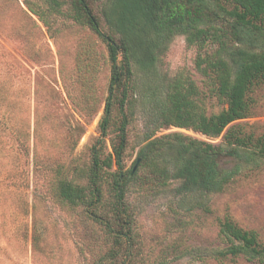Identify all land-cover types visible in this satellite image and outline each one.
Returning <instances> with one entry per match:
<instances>
[{"label":"trees","instance_id":"trees-1","mask_svg":"<svg viewBox=\"0 0 264 264\" xmlns=\"http://www.w3.org/2000/svg\"><path fill=\"white\" fill-rule=\"evenodd\" d=\"M38 1L40 5L23 0V7L16 6L21 22L15 31L29 59L42 60V28L54 38V26L62 18L87 28L104 44L109 66L98 135L76 164L64 162L66 143L44 136L35 106L33 113V142L40 146L33 149L32 166L42 177L46 201L68 214L64 227L82 256L85 248L87 264L141 262L132 196L149 199L176 185L179 210L202 208L209 214L211 198L225 194L236 181L263 175L264 0ZM176 37L195 49L194 73L159 70ZM91 47L83 50L82 39L76 54V78L85 90L76 105L82 114L97 106L92 80L83 77V69L94 67ZM137 112L141 130L131 140ZM3 117L1 130L8 129ZM47 124L53 130V122ZM171 128L203 139L165 133ZM82 134L77 129L68 151ZM18 144L23 148V142ZM130 151L134 157L127 165ZM37 198L31 205V248L34 255L48 257L46 227L36 217ZM215 225L221 246L206 250L205 257L218 264H264L260 232L240 226L228 207L215 216Z\"/></svg>","mask_w":264,"mask_h":264},{"label":"rangeland","instance_id":"rangeland-1","mask_svg":"<svg viewBox=\"0 0 264 264\" xmlns=\"http://www.w3.org/2000/svg\"><path fill=\"white\" fill-rule=\"evenodd\" d=\"M17 4L23 7V0H0V116H4L8 128L0 129V264H87L85 248L82 256L76 238H71L64 227L68 214L46 201L42 177L32 166L33 149L40 146L38 142L35 147L33 142L32 125L35 106L42 118L44 136L56 143H66L61 149L64 162L71 166L83 159L84 148L98 135L97 125L103 113L109 78L105 47L87 28L59 18L54 26V38L42 28L44 36L40 44L45 56L39 61L29 59L15 31L21 22ZM82 39L83 50L91 45L95 57L93 69L90 72L83 69V77L92 80L91 89L97 100L96 110L85 108L88 110H83V114L76 105L85 90L81 91L75 73L77 49ZM194 57L195 49L186 47L182 37H176L162 57L159 70L172 74L185 68L194 73ZM259 116L264 119V107ZM48 120L54 125L51 131ZM141 125L142 117L137 112L129 130L131 140ZM77 129H82L83 134L70 152V146L77 139ZM172 131L203 139L176 128L165 133ZM20 141L24 143L23 148L18 144ZM128 157L127 165H130L134 152L130 151ZM175 187L171 185L163 194L149 199L130 198L141 257L139 264H218L205 254L206 250L221 246L215 216L225 207L240 226L257 230L264 237V173L256 180L236 181L225 194L211 198L209 214L202 208L179 210ZM34 196L39 201L36 209L39 226L46 227L43 237L50 247L49 258L34 255L31 248Z\"/></svg>","mask_w":264,"mask_h":264},{"label":"water","instance_id":"water-1","mask_svg":"<svg viewBox=\"0 0 264 264\" xmlns=\"http://www.w3.org/2000/svg\"><path fill=\"white\" fill-rule=\"evenodd\" d=\"M135 167H136V165L133 167V171H134Z\"/></svg>","mask_w":264,"mask_h":264}]
</instances>
